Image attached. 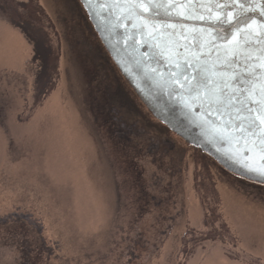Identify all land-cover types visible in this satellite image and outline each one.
<instances>
[{"label": "flooded vegetation", "instance_id": "af4514ba", "mask_svg": "<svg viewBox=\"0 0 264 264\" xmlns=\"http://www.w3.org/2000/svg\"><path fill=\"white\" fill-rule=\"evenodd\" d=\"M63 14L58 0H0V30L8 27L30 48L22 31L37 25L55 42L61 102L93 143L101 189L93 246L86 249L84 236L67 241L66 228L55 237L53 225L42 224L41 235L29 223L35 215L14 205L0 209V264H264V184L228 172L139 111L82 18V42L97 44L99 119L89 123L73 86L75 40Z\"/></svg>", "mask_w": 264, "mask_h": 264}, {"label": "water", "instance_id": "95a60500", "mask_svg": "<svg viewBox=\"0 0 264 264\" xmlns=\"http://www.w3.org/2000/svg\"><path fill=\"white\" fill-rule=\"evenodd\" d=\"M58 1L89 123L99 119L98 44L139 111L228 172L264 184V0ZM82 18L97 44L82 42Z\"/></svg>", "mask_w": 264, "mask_h": 264}, {"label": "rangeland", "instance_id": "374dc122", "mask_svg": "<svg viewBox=\"0 0 264 264\" xmlns=\"http://www.w3.org/2000/svg\"><path fill=\"white\" fill-rule=\"evenodd\" d=\"M23 30L40 31L55 46L46 29L36 25ZM23 38L6 26L0 30V108L6 103L0 111V209L24 204L23 210L35 215L29 223L41 235L42 224L53 225L52 235L59 239L66 228L67 241L78 243L84 236L88 249L93 246L89 237L94 235L100 189L93 143L77 114L61 102L59 70L56 90L25 113L38 65H29L25 75L1 70L15 68L17 62L20 67L21 58L28 59ZM33 46L30 43L32 55ZM74 247L78 250L77 244Z\"/></svg>", "mask_w": 264, "mask_h": 264}, {"label": "trees", "instance_id": "16d2710c", "mask_svg": "<svg viewBox=\"0 0 264 264\" xmlns=\"http://www.w3.org/2000/svg\"><path fill=\"white\" fill-rule=\"evenodd\" d=\"M23 35L26 37L27 41L34 44L33 55L31 53V48H28L29 54L28 59L21 58L19 65L17 62L16 67L2 68L1 70L9 71L17 75H25L33 64L38 65V70L34 75V84H30L28 103L26 104V112H32L36 107H39L51 93H53L57 84V65L58 60L57 52L52 45V42L43 35L40 31H22ZM33 56V57H32ZM29 67V68H28ZM6 104V103H5ZM3 104L0 111L4 110Z\"/></svg>", "mask_w": 264, "mask_h": 264}, {"label": "snow or ice", "instance_id": "6c2138e0", "mask_svg": "<svg viewBox=\"0 0 264 264\" xmlns=\"http://www.w3.org/2000/svg\"><path fill=\"white\" fill-rule=\"evenodd\" d=\"M141 2H142V0H141ZM149 2L150 3H153V2H163V0H149ZM232 2L235 3V2H238V0H232ZM253 2H254V0H253ZM259 174L260 175H264V172H261Z\"/></svg>", "mask_w": 264, "mask_h": 264}]
</instances>
